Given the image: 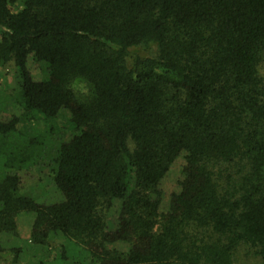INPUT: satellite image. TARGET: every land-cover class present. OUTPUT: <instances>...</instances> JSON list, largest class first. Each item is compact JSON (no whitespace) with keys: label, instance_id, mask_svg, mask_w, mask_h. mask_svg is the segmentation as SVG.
<instances>
[{"label":"trees","instance_id":"16d2710c","mask_svg":"<svg viewBox=\"0 0 264 264\" xmlns=\"http://www.w3.org/2000/svg\"><path fill=\"white\" fill-rule=\"evenodd\" d=\"M0 31L23 117L66 108L76 131L55 157L64 198L42 203L20 192L18 173L42 143L18 134L20 117L0 119V237L18 235L29 212L32 244L60 236L94 264H234L241 246L264 264V0H0ZM153 44L155 56L127 64ZM182 154L164 210L161 182ZM4 252L16 261L22 248L0 242Z\"/></svg>","mask_w":264,"mask_h":264},{"label":"rangeland","instance_id":"374dc122","mask_svg":"<svg viewBox=\"0 0 264 264\" xmlns=\"http://www.w3.org/2000/svg\"><path fill=\"white\" fill-rule=\"evenodd\" d=\"M22 7L21 4L11 5L13 11ZM1 37V31H0ZM157 47L150 46L133 47L126 59L127 64H131L134 57L155 56ZM28 68L33 78L42 79L46 76L45 67L34 61H28ZM262 73L264 74V62L262 63ZM72 88L77 98L86 101L91 97L90 86L83 81H74ZM20 91L19 73L14 61L0 63V119L8 120L13 115L20 117L18 123L19 135L27 138H39L40 142L36 146L37 158L29 162L20 170L21 178L20 192L29 195L38 202L51 203L61 201L64 194L58 189L55 182L57 147L60 141L67 140L76 133L70 125L71 112L64 108L60 114L51 120L39 115L33 120H26L23 117V108L18 103L16 96ZM24 137V138H25ZM17 140V139H16ZM39 147V149H38ZM5 157L0 155V175L3 174V162ZM185 165L184 154L179 156L170 168L169 172L161 182L164 191L162 208L165 210L173 192L180 191L179 180L183 177V167ZM14 172L16 170H8ZM231 177L238 176V168L230 169ZM34 213L24 212L17 217L18 235H2L0 242L8 250L10 248L21 247L22 252L16 261L13 257L4 254L0 255V264H94L87 250L82 245H75L73 241L57 236L51 239L48 246H36L30 242L31 229ZM117 210L113 207L108 214V226L114 227ZM125 248V244L119 245ZM67 255L62 258V252ZM4 255V256H2ZM234 264H262L261 257L257 254V249L249 246H241L235 254Z\"/></svg>","mask_w":264,"mask_h":264}]
</instances>
